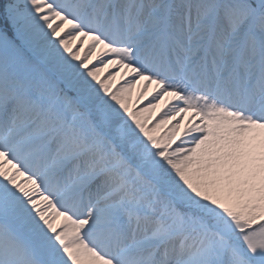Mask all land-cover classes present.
Wrapping results in <instances>:
<instances>
[{
    "label": "snow or ice",
    "instance_id": "snow-or-ice-1",
    "mask_svg": "<svg viewBox=\"0 0 264 264\" xmlns=\"http://www.w3.org/2000/svg\"><path fill=\"white\" fill-rule=\"evenodd\" d=\"M0 264H264V0H0Z\"/></svg>",
    "mask_w": 264,
    "mask_h": 264
}]
</instances>
